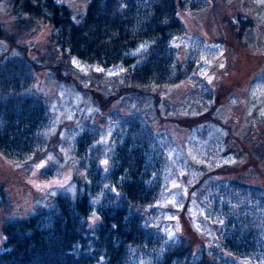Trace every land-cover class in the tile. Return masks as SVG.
Instances as JSON below:
<instances>
[{
  "label": "rangeland",
  "instance_id": "obj_1",
  "mask_svg": "<svg viewBox=\"0 0 264 264\" xmlns=\"http://www.w3.org/2000/svg\"><path fill=\"white\" fill-rule=\"evenodd\" d=\"M55 1L67 5L74 16L83 13L87 2ZM212 6L215 8L210 10ZM238 16L253 21V39L247 36L237 43L229 36L227 20L237 24ZM0 17L9 32L16 30L2 7ZM181 21L185 32L174 36L172 42L179 59L193 61L196 74L165 88V95L172 98L168 106L160 103L162 117L147 108L151 101L146 95L140 100L123 98L125 107H118L120 114L115 106L100 112L88 92L55 84L42 75L49 91L45 133L55 135V147L30 162H14L0 155V183L5 185L10 201L7 212L0 210V251L5 238L1 230L4 218H24L41 208L45 212L38 219L46 225L56 212L52 197L60 192L73 193L72 175L89 180L95 210L116 201L118 195L109 183L118 153L125 143L131 145L139 139L130 133L128 119L138 120V128L153 127L144 158L147 184L155 191L156 201L145 207L143 218L151 239L144 247L130 248L126 264H158L166 246L175 243L186 227L211 245H225L226 240L248 234L264 247V194L256 198L251 192L252 186L264 190V0H208L197 10L188 9ZM34 24L39 28L27 31L28 39L18 40L32 41L34 48L40 49L52 31L38 21ZM218 28L227 33L226 45L217 40ZM147 46L140 44L131 55L144 54ZM70 62L81 75L76 76L80 84L105 95L112 91L113 76L125 69L123 63L105 69L74 58ZM138 62L134 58L130 64L134 67ZM209 73L214 77L206 79ZM220 82L227 88L221 90V104L214 110L217 120L179 126L176 120L205 111L203 93ZM256 149L261 152L255 153ZM221 167H226L224 174L215 175L213 171ZM231 182L236 190H232ZM256 255L241 259L228 252L224 259L229 264H264Z\"/></svg>",
  "mask_w": 264,
  "mask_h": 264
},
{
  "label": "trees",
  "instance_id": "obj_2",
  "mask_svg": "<svg viewBox=\"0 0 264 264\" xmlns=\"http://www.w3.org/2000/svg\"><path fill=\"white\" fill-rule=\"evenodd\" d=\"M207 1L87 0L83 13L74 16L67 5L55 0H0V7L6 10L16 28L9 32L0 17V155L14 162H30L55 147V135L45 133L49 91L43 74L55 84L88 92L100 112L115 106L120 114L118 107H125L123 98L131 96L140 100L146 95L151 101L147 108L162 117L160 103L168 106L172 98L165 95V88L182 84L196 74L193 61L179 59L172 38L185 32L181 15L188 9L203 7ZM238 19L237 24L227 20L229 36L237 43L243 37L253 39V21L240 16ZM34 21L52 31L40 49H35L32 41L18 40L19 37L28 39L27 31L39 28ZM218 30L217 40L226 45V31ZM144 43L148 45L146 52L132 56ZM70 58L105 69L123 63L125 69L113 76L112 91L105 95L77 81L76 76L81 75ZM134 58L139 62L132 67L130 62ZM89 86L92 87V83ZM226 88L222 82L218 87H209L208 93L202 95L205 111L178 119L177 124L191 127L217 120L214 110L221 104V90ZM127 121L130 133H135L139 139L131 145L125 143L118 153L109 183L118 195L116 201L95 210L89 180L79 174L72 175L73 193L60 192L52 197L56 212L46 225L38 219L39 214L45 212L41 208L24 218H4L0 264H126L130 248L144 247V243L149 242L151 232L143 218L145 207L156 201V193L147 184L144 151L153 127L141 125L138 128V120ZM95 136L93 131L92 137ZM254 152L258 154L261 150ZM223 168L226 167L215 169L214 174H224ZM231 184L232 190H236V184ZM243 188L240 193L244 194ZM253 188L254 196L261 198L264 190ZM5 190V185L0 183V210L7 212L10 201ZM184 206L185 201L181 209L184 210ZM181 222L186 226V220ZM197 235L186 227L175 243L166 246L158 264L175 261L179 264H229L224 259L228 252L241 259L257 254L258 259L264 260V247L261 248L252 235L226 240L225 245L205 243Z\"/></svg>",
  "mask_w": 264,
  "mask_h": 264
},
{
  "label": "flooded vegetation",
  "instance_id": "obj_3",
  "mask_svg": "<svg viewBox=\"0 0 264 264\" xmlns=\"http://www.w3.org/2000/svg\"><path fill=\"white\" fill-rule=\"evenodd\" d=\"M224 58V57H223ZM211 77H214V74L213 73H209L208 75H206V79H209V78H211ZM216 79H218V78H216ZM253 189H255V187L253 188Z\"/></svg>",
  "mask_w": 264,
  "mask_h": 264
},
{
  "label": "water",
  "instance_id": "obj_4",
  "mask_svg": "<svg viewBox=\"0 0 264 264\" xmlns=\"http://www.w3.org/2000/svg\"><path fill=\"white\" fill-rule=\"evenodd\" d=\"M208 82V81H207Z\"/></svg>",
  "mask_w": 264,
  "mask_h": 264
}]
</instances>
